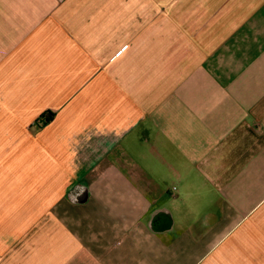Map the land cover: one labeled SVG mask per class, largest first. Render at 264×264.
<instances>
[{
  "label": "crops",
  "instance_id": "obj_1",
  "mask_svg": "<svg viewBox=\"0 0 264 264\" xmlns=\"http://www.w3.org/2000/svg\"><path fill=\"white\" fill-rule=\"evenodd\" d=\"M0 134V264H264V0H0Z\"/></svg>",
  "mask_w": 264,
  "mask_h": 264
},
{
  "label": "rangeland",
  "instance_id": "obj_2",
  "mask_svg": "<svg viewBox=\"0 0 264 264\" xmlns=\"http://www.w3.org/2000/svg\"><path fill=\"white\" fill-rule=\"evenodd\" d=\"M30 121H31L30 125L33 126V127L41 126V125L44 124L42 118H39V120L38 119H34L33 121H32V119H30ZM3 136H5V135L4 134L3 135L0 134V137H3ZM31 136H32V130L31 129L29 130V132H25L22 135H21V133L6 135V137L9 140L10 143H15L16 139H20L22 137L25 146L27 145L26 143H29L28 145H30ZM28 152H30V149L24 148L22 156H26L28 154ZM9 153H11V151ZM27 157H31V153H29L27 155Z\"/></svg>",
  "mask_w": 264,
  "mask_h": 264
},
{
  "label": "trees",
  "instance_id": "obj_3",
  "mask_svg": "<svg viewBox=\"0 0 264 264\" xmlns=\"http://www.w3.org/2000/svg\"><path fill=\"white\" fill-rule=\"evenodd\" d=\"M53 115V111L45 110L40 114V117L43 119V122L46 123L52 119Z\"/></svg>",
  "mask_w": 264,
  "mask_h": 264
},
{
  "label": "water",
  "instance_id": "obj_4",
  "mask_svg": "<svg viewBox=\"0 0 264 264\" xmlns=\"http://www.w3.org/2000/svg\"><path fill=\"white\" fill-rule=\"evenodd\" d=\"M86 198V193L79 197V200H84Z\"/></svg>",
  "mask_w": 264,
  "mask_h": 264
}]
</instances>
